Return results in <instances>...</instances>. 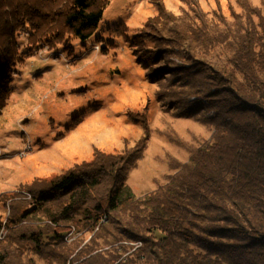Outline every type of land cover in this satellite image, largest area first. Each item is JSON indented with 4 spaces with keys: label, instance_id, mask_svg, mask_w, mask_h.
<instances>
[{
    "label": "trees",
    "instance_id": "1",
    "mask_svg": "<svg viewBox=\"0 0 264 264\" xmlns=\"http://www.w3.org/2000/svg\"><path fill=\"white\" fill-rule=\"evenodd\" d=\"M109 2L0 0V33L10 40L25 21L52 32L45 36L51 42L63 32L87 41ZM237 3L231 20L198 12L174 18L179 27L169 31L162 8L153 24L170 33L165 53L193 65L185 87L197 97L178 113L209 126L211 139L185 146L189 161L172 159L168 182L143 198L127 179L144 157L148 128L120 153L96 150L91 161L31 194L32 209L20 214L12 203L6 228L0 224L8 230L0 264H264V7ZM7 44L0 35L1 62ZM161 56L145 59L156 64ZM74 229L91 239L67 242Z\"/></svg>",
    "mask_w": 264,
    "mask_h": 264
},
{
    "label": "rangeland",
    "instance_id": "2",
    "mask_svg": "<svg viewBox=\"0 0 264 264\" xmlns=\"http://www.w3.org/2000/svg\"><path fill=\"white\" fill-rule=\"evenodd\" d=\"M251 2L264 7V0ZM162 8L170 15L169 31L179 27L174 21L182 16L201 12L209 19L222 14L231 20V11H239L237 0H110L87 41L63 32L51 42L45 36L52 32H37L36 25L25 21L14 25L10 40L0 33L9 43L8 59L0 60L4 228L13 202L16 212L25 213L34 206L31 194L48 190L54 179L91 161L96 150L120 153L135 146L147 128L146 152L127 179L138 198L168 182L172 159L189 161L185 146L211 139L209 126L178 113L197 97L185 87L187 68L193 65L173 50L165 53L170 33L163 35L153 25ZM145 36L150 39L139 41ZM156 38L161 47L153 42ZM158 53L162 59L156 64L145 59ZM13 194H18L15 199ZM4 228L0 240L8 232ZM91 237L74 229L66 241L84 245Z\"/></svg>",
    "mask_w": 264,
    "mask_h": 264
},
{
    "label": "bare ground",
    "instance_id": "3",
    "mask_svg": "<svg viewBox=\"0 0 264 264\" xmlns=\"http://www.w3.org/2000/svg\"><path fill=\"white\" fill-rule=\"evenodd\" d=\"M3 230V229H2Z\"/></svg>",
    "mask_w": 264,
    "mask_h": 264
}]
</instances>
